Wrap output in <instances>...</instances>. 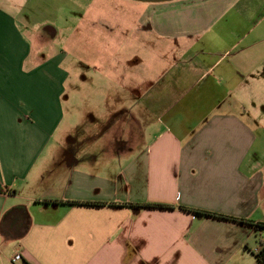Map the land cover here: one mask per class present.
<instances>
[{"label": "crops", "instance_id": "1", "mask_svg": "<svg viewBox=\"0 0 264 264\" xmlns=\"http://www.w3.org/2000/svg\"><path fill=\"white\" fill-rule=\"evenodd\" d=\"M127 1L140 25L105 44L120 113L90 139L65 122L66 77L28 21L49 0H0V264H260L264 0ZM150 202L174 208L133 207Z\"/></svg>", "mask_w": 264, "mask_h": 264}, {"label": "rangeland", "instance_id": "2", "mask_svg": "<svg viewBox=\"0 0 264 264\" xmlns=\"http://www.w3.org/2000/svg\"><path fill=\"white\" fill-rule=\"evenodd\" d=\"M143 6L127 0H49L47 4H30L32 20L28 21L31 26L42 28L47 40L40 56L58 65L66 77L61 103L65 108V122L80 126L76 135L84 137L86 133L90 139L100 138L99 129L87 132L85 126L103 124L120 113L117 100L103 98L107 89L105 78H112L109 90L120 91L119 77L123 74L110 61L106 64L105 44L119 45L131 28L138 27ZM38 52L35 50V57ZM259 101L263 104H250L249 109L256 121L264 123V99ZM251 246L254 253L256 244Z\"/></svg>", "mask_w": 264, "mask_h": 264}, {"label": "trees", "instance_id": "3", "mask_svg": "<svg viewBox=\"0 0 264 264\" xmlns=\"http://www.w3.org/2000/svg\"><path fill=\"white\" fill-rule=\"evenodd\" d=\"M67 203H74V204H82V205H93V206H100V205H104L103 202H78V201H67ZM132 205V204H130ZM133 207L138 208V209H159V210H170L173 209L174 207L168 204H163V203H144V204H134ZM187 211H191L195 214H199V215H206V216H210V217H215V218H220V219H226V220H233V221H239L242 222L241 220L237 219V218H233L230 216H226V215H222V214H218V213H214V212H208V211H203V210H191L189 208H184ZM245 223H249V221H246ZM254 225L256 230L258 231H262L264 233V223H257V224H251ZM261 248L259 249L258 252L255 253L256 258L258 263L260 264H264V240L260 242Z\"/></svg>", "mask_w": 264, "mask_h": 264}, {"label": "built area", "instance_id": "4", "mask_svg": "<svg viewBox=\"0 0 264 264\" xmlns=\"http://www.w3.org/2000/svg\"><path fill=\"white\" fill-rule=\"evenodd\" d=\"M260 246H261V245H260ZM259 249H260V248H257V249H256V252H258ZM11 262H12V264H28V263L25 261L22 252H20V251H17V252H15V253L13 254V256L11 257Z\"/></svg>", "mask_w": 264, "mask_h": 264}, {"label": "water", "instance_id": "5", "mask_svg": "<svg viewBox=\"0 0 264 264\" xmlns=\"http://www.w3.org/2000/svg\"><path fill=\"white\" fill-rule=\"evenodd\" d=\"M137 2H143V3H161V2H168L172 0H132Z\"/></svg>", "mask_w": 264, "mask_h": 264}]
</instances>
